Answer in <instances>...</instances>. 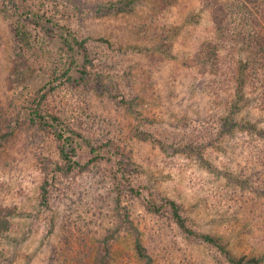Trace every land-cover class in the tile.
Wrapping results in <instances>:
<instances>
[{
    "label": "rangeland",
    "instance_id": "374dc122",
    "mask_svg": "<svg viewBox=\"0 0 264 264\" xmlns=\"http://www.w3.org/2000/svg\"><path fill=\"white\" fill-rule=\"evenodd\" d=\"M55 1L101 53L98 71L105 85L76 92L89 105V137L110 145L99 153L124 161L125 169L117 173L119 167L105 160L62 178L47 209L40 193L58 158L54 140L29 128L0 140V206L16 209L13 228L0 240L2 264H78L82 251L91 253L87 259L93 263L100 240L127 209L154 264H217L214 250L151 214L147 202L130 193L127 177L146 199L177 200L197 229L222 236L236 256H262L264 197L255 200L262 170L251 156L253 139L242 132L220 138L205 129L224 115L235 87L226 79L215 82L196 62L200 46L217 36L211 10L202 0ZM11 7L0 0V139L7 121L50 80L17 58ZM243 116L258 120L264 114L255 103ZM81 145L77 160L85 164L94 156ZM109 264H145L129 230L115 241Z\"/></svg>",
    "mask_w": 264,
    "mask_h": 264
},
{
    "label": "trees",
    "instance_id": "16d2710c",
    "mask_svg": "<svg viewBox=\"0 0 264 264\" xmlns=\"http://www.w3.org/2000/svg\"><path fill=\"white\" fill-rule=\"evenodd\" d=\"M9 1L12 7L8 16L12 19L17 58L28 69L46 73L50 80L26 100L16 117L7 121L0 140H8L25 128L45 132L54 140L58 158L53 162L52 180L42 184L40 193L41 205L50 209L52 188L62 178L87 172L93 164L105 160L112 168L115 165L119 167L117 173H122L125 162L117 164L112 158L102 156L100 150L110 145H96L95 140L89 137L90 110L84 95L105 85L104 77L98 71L102 56L92 45L95 40L80 34L68 9L61 8L58 1ZM202 4L211 10L217 36L200 46L196 62L203 73H211L217 79H214L215 82L226 79L227 83L235 84L232 88L234 97L229 95L226 100L224 115L217 121L210 120L205 129L219 134L220 138L233 137L242 132L253 139L251 156L262 170V185L255 196L256 204H259L264 197V117L253 120L249 116L240 118V115L248 105L255 103L264 114V0H233L229 5L222 0H202ZM96 41L111 46L106 38ZM79 88H83L84 95L76 92ZM81 143L94 156L85 164L77 160V147H81ZM128 161L131 160L127 156V166ZM117 173L115 179L119 180ZM127 187L131 194L147 202V210L151 214L170 220L187 238L214 250L219 257L217 264H264V254L260 257L236 256L222 236L197 229L177 200L146 199L142 188L129 177ZM117 192V202L122 205L121 185H118ZM15 214L14 207L0 206V240L13 228ZM262 228L264 230V219ZM125 229L134 237L139 258L145 264H154L155 258L143 241V232L128 209L127 215H121L119 225L100 240L94 262H88L91 253L82 251L78 264H109L114 243Z\"/></svg>",
    "mask_w": 264,
    "mask_h": 264
}]
</instances>
